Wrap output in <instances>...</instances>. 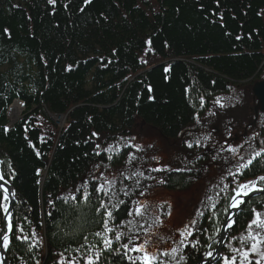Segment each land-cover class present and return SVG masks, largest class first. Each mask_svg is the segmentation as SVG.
Here are the masks:
<instances>
[{
  "label": "trees",
  "instance_id": "obj_1",
  "mask_svg": "<svg viewBox=\"0 0 264 264\" xmlns=\"http://www.w3.org/2000/svg\"><path fill=\"white\" fill-rule=\"evenodd\" d=\"M261 79L264 0H92L87 5L85 0H57L55 6L48 0H0L1 172L15 189L14 222L26 233L34 229L36 239H42V247L31 252L27 244L13 240L6 251L8 263L35 264L39 259L40 264H56L59 253L83 243V235L96 242L90 235L99 230L96 202L65 204L59 198L79 187L97 164L116 175L126 168L131 171L125 142L136 144L129 138L136 137L139 125L175 146L172 166L194 165L203 179L222 169L226 176L224 160H212L217 141L226 137V124L231 122L232 136L239 139L231 142L234 147L257 133L251 141L257 149L264 140V114L254 122L251 91ZM226 96L230 101H223L225 107L217 106L215 101ZM17 99L25 110L11 125L8 109ZM52 115L66 116L65 126L56 127ZM208 132L212 139L206 148L188 149L182 143ZM110 145L116 146L112 160L102 151ZM245 149L247 145L240 151L247 160L251 149ZM131 151L144 157L135 148ZM145 162L134 164L145 172ZM260 174L264 161L258 158L246 176L253 179ZM189 175L164 172L158 178L165 180L161 186L168 191L185 192L202 181L190 183ZM151 180H141L140 187L149 189ZM124 183L134 185L132 180ZM212 189L206 193L212 194ZM261 197L252 198L238 214L222 256L230 255L229 242L239 247L232 238L245 232L251 208L264 210ZM121 198L130 199L122 193ZM204 199L205 195L200 208ZM226 218L219 217L220 233ZM4 225L0 212V227ZM198 227L208 232L197 231L192 237L199 238L200 245L184 250L186 264H198L206 251L215 250L217 245L206 246L212 243L209 236L219 240L215 226L209 227L205 219L200 218ZM69 254L76 255L65 253Z\"/></svg>",
  "mask_w": 264,
  "mask_h": 264
},
{
  "label": "snow or ice",
  "instance_id": "obj_2",
  "mask_svg": "<svg viewBox=\"0 0 264 264\" xmlns=\"http://www.w3.org/2000/svg\"><path fill=\"white\" fill-rule=\"evenodd\" d=\"M50 5L55 6L57 0H48ZM92 0H85V4H91ZM218 3V0H217ZM67 7V5H65ZM84 9L82 8L81 11ZM150 43V41H149ZM146 62V61H145ZM204 101L201 100V105ZM215 103L224 108L225 104L218 98ZM234 107V105H233ZM210 116H215V112H209ZM197 124H201L199 115L196 116ZM7 131V129H5ZM226 137H222L221 141H217L219 147L215 149V154L212 160L223 159L227 167V174L224 176L222 169V179L215 184L212 189V194L205 193V199L202 201L200 210L196 213V219H190L187 224H180L177 219L178 227L168 230V234L161 233L160 228L166 227L165 220L161 219V215L172 217V204L167 205V210L161 213L158 208H163V205L158 208H153L146 199H139V197L147 196V192L140 187L141 180L157 179L152 175H145L139 167H136L134 162L136 160H143L144 157H138L131 151L135 148L136 152L144 151L142 145L128 144L129 152L125 153L127 157L126 164L132 165L133 169L129 171L127 168L119 170V175L109 171L105 165L101 168L100 164L96 165V171L90 176L86 177L81 182L79 187H76L68 195L62 196L61 199L65 204L69 201L78 205L81 201L84 203L96 202L95 209L98 219L99 230L90 234L95 238V243L89 239V235H83V243L79 247L71 250L65 249L64 252L58 254L59 258L56 264H181L183 261L186 264V257L182 254L189 246L195 248L200 245V239L196 238L193 241L192 237L199 231L202 235L207 234L208 229L198 227L200 218L205 219L209 223V227L215 226V235L220 236L219 217L221 214L225 215L227 219L223 222L225 230L233 229V225L237 224L234 216L238 217V213L244 211L249 207V202L254 198L253 194H264V174H260L253 179H247L246 170L250 171L254 161L258 158L264 161V140L260 141V148H256L251 141L255 140L257 134L253 135L238 146H232L231 143V122L225 125ZM97 136V133H93ZM123 139V138H121ZM135 141L136 137L129 138ZM212 139V133L204 134L202 138H195L192 141H183L182 143L188 149L206 148L207 142ZM247 145L251 149V154L247 160L245 155L241 153V149ZM115 145H110L102 151L109 153L108 160H112ZM152 147V145H149ZM97 149L101 148L100 144L96 145ZM165 151H167L165 149ZM212 149H209L211 152ZM230 153V157H223L222 153ZM39 155V153H37ZM97 156L101 155V151L96 152ZM204 153L203 156H207ZM203 157L197 156L196 159ZM156 164H160V157L156 154L151 156ZM235 159L236 163L231 161ZM211 167V165H209ZM207 171L208 169H202ZM149 173L153 172H187L190 173L188 180L190 183H196L202 180L198 175L200 170L193 165L189 167L185 165L181 167L163 166V167H149ZM39 174V173H38ZM12 179L15 178V172H12ZM231 178L229 182L226 179ZM134 181V185L125 184L124 181ZM0 181H5V176L0 172ZM159 183H165L164 179H159ZM0 187H3L0 185ZM147 187H151L148 185ZM199 187V185H197ZM123 196L129 197V201L121 198ZM15 196V193H11ZM136 199H131L133 196ZM178 197L185 195L184 193H177ZM264 199V197H261ZM54 203V202H53ZM131 204V207H129ZM179 206V205H178ZM9 189L3 188V196L0 199V212L3 213L6 221L3 227H0V246H3L5 251L10 250L13 240L20 241L28 245V250L31 252L37 247H42V239H36L37 233L31 229L29 233L25 232L23 225L15 223L10 212ZM207 213V215H206ZM252 219L248 221L245 232L239 237H233V241L238 242L239 247L233 246L232 242L227 244L230 255L220 257L223 264H264V210H258L255 207L251 208ZM48 215L51 217L52 213ZM131 217V219H128ZM28 220L27 217H24ZM29 225L31 221H28ZM212 243L206 246L213 249V245H221L224 237L216 240L209 236ZM164 245L165 247H161ZM66 252H74L76 255H65ZM107 253V255H105ZM112 257L113 259H109ZM219 253L214 254V250H209L204 253V264H209L210 261H217L219 264ZM0 264H6L2 254H0ZM35 264H40V260L36 259Z\"/></svg>",
  "mask_w": 264,
  "mask_h": 264
},
{
  "label": "rangeland",
  "instance_id": "obj_3",
  "mask_svg": "<svg viewBox=\"0 0 264 264\" xmlns=\"http://www.w3.org/2000/svg\"><path fill=\"white\" fill-rule=\"evenodd\" d=\"M221 99H222L221 101L222 103L223 101L224 102L230 101L229 96L221 97ZM16 103L19 104L17 108L18 114L13 115L11 113V109L13 108V106L16 105ZM24 110H25V105L19 99L15 100L10 105L7 116H8V120L11 125H14L21 118ZM51 118L54 124L56 125V127H60V128L64 127L65 124L67 123L66 116L52 115ZM254 122L256 123V120ZM135 135H136V139H135L136 144L142 145L144 148V151H141V153L144 155V160L145 159L147 160V162H145L147 163L146 165L147 168L145 170V173L148 172L147 169L149 167H153V166L163 167V166H169V165L172 166L171 164L172 160L170 159V154L173 151V148L175 146L173 147V145L167 144L166 143L167 141H164L163 138H161L158 135V133L155 132L153 129L142 127L140 125L136 129ZM237 140L238 139L234 138V136H231V142L233 141L237 142ZM149 145H152V147H149ZM165 149L167 151H165ZM153 154H156L160 157L159 165L156 164L155 160L151 159V156ZM173 167H176V166L174 165ZM0 172H1V162H0ZM160 173L164 175V172L151 173L153 174V176L157 177V179H154V180L152 179L151 181L148 182V185H151V187L145 190L147 192V196L142 197L141 199H146L153 208H158V206L163 205V208H158V210L161 213L167 210V205L169 203L172 204L173 206L172 207V217L168 218V217L161 215V219L165 220L166 227H162L159 229L161 233L168 234V230L175 229L178 227L177 219H179L180 224H187L190 219H196V211L199 210L200 208V203H201L202 198L204 197L205 193L208 192V190H211V188L220 181L221 173L207 175V177L202 179L200 184H197L199 185V187H197V185H193L185 192H178V191L171 192L163 188L161 186V183L158 182V180L160 179L158 178V175ZM5 184L10 186L12 190L15 191L14 187L11 184H9L8 182ZM8 186L7 187L4 186V188L9 189ZM1 191L3 193L2 189ZM177 193H184L185 195L178 197L176 195ZM11 214L13 216V204H12ZM161 247H165V246L161 245ZM6 256H7V252H6ZM218 260L220 261V258Z\"/></svg>",
  "mask_w": 264,
  "mask_h": 264
},
{
  "label": "water",
  "instance_id": "obj_4",
  "mask_svg": "<svg viewBox=\"0 0 264 264\" xmlns=\"http://www.w3.org/2000/svg\"><path fill=\"white\" fill-rule=\"evenodd\" d=\"M253 94H254V97L256 98V101H257V105L255 106V114H256V119H257V115L259 112L261 113H264V81L261 82V83H257L254 87H253ZM0 162H1V152H0ZM0 185H2L3 187H0L2 190L5 187H7L8 185H6L4 182L0 181ZM9 187V191L12 193L15 191L12 190V188L10 186ZM262 194H253L254 197L256 196H260ZM264 195V194H263ZM14 197L15 196H12L10 194V197H9V202H10V212L12 211V204H13V201H14ZM239 214V213H238ZM233 219H236L237 220V216H234ZM234 226V225H233ZM231 229H228V230H225L224 227H222V230H221V234L219 236V240L221 239V237H224L223 241H222V244L221 245H217V248L216 250L214 251V254L215 253H219V257L218 259L220 258V254H221V250L224 246V243H225V240L227 238V236L229 235ZM0 254L3 255L4 259H5V262L6 264H8L7 262V258H6V251L3 249V246H0ZM216 261H210L209 264H212ZM199 264H204V261L199 263Z\"/></svg>",
  "mask_w": 264,
  "mask_h": 264
},
{
  "label": "bare ground",
  "instance_id": "obj_5",
  "mask_svg": "<svg viewBox=\"0 0 264 264\" xmlns=\"http://www.w3.org/2000/svg\"><path fill=\"white\" fill-rule=\"evenodd\" d=\"M263 81H264V80H262V79L259 80V81H255V82H254L255 84L253 85V87H254L257 83H261V82H263ZM251 91H252V94H253V88H252ZM252 97H253V101L255 102V106H256V105H257V101H256V98L254 97V94H253ZM18 105H19V104L16 103V105L13 106V108L11 109V113H12L13 115H14V114H18V112H17V110H18V109H17V108H18ZM9 195H10V191H9ZM261 196H264V195L262 194ZM222 227H223V226H222ZM230 232H231V231H230ZM222 251H223V248H222V250H221V254H220V256H222V254H223ZM203 261H204V258L200 261V263L203 262Z\"/></svg>",
  "mask_w": 264,
  "mask_h": 264
}]
</instances>
